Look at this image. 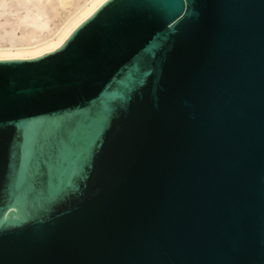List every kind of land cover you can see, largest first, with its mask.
Returning <instances> with one entry per match:
<instances>
[{"label":"water","instance_id":"95a60500","mask_svg":"<svg viewBox=\"0 0 264 264\" xmlns=\"http://www.w3.org/2000/svg\"><path fill=\"white\" fill-rule=\"evenodd\" d=\"M0 264H264V0L0 32Z\"/></svg>","mask_w":264,"mask_h":264},{"label":"bare ground","instance_id":"6f19581e","mask_svg":"<svg viewBox=\"0 0 264 264\" xmlns=\"http://www.w3.org/2000/svg\"><path fill=\"white\" fill-rule=\"evenodd\" d=\"M93 0H0V32L37 49Z\"/></svg>","mask_w":264,"mask_h":264}]
</instances>
